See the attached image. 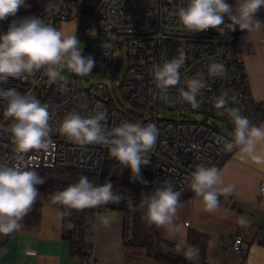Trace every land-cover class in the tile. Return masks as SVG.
Returning a JSON list of instances; mask_svg holds the SVG:
<instances>
[{
    "label": "built area",
    "instance_id": "1",
    "mask_svg": "<svg viewBox=\"0 0 264 264\" xmlns=\"http://www.w3.org/2000/svg\"><path fill=\"white\" fill-rule=\"evenodd\" d=\"M227 2L234 6V0ZM187 3L188 0H56L36 13V17L56 29L61 21L70 20L77 13L84 15L76 37L85 43L82 54L94 60L91 72L102 73L106 80L80 86L65 77V89L63 82H51L42 68L34 76L9 78L7 83L0 84V88H16L30 97L35 93V99L48 105L49 123L53 128L52 145L47 150L27 153L29 168L74 169L92 175L99 185L104 164L117 162L107 147L95 144L81 146L59 131L64 116L72 111L85 118L103 111L109 128L121 122L155 124L159 135L149 154V164L141 166L151 169L154 190L160 188L164 181H171L174 190L182 195L191 188L190 176L196 165L203 163L216 167L220 163L228 152L221 137L224 141L233 140L234 124L227 114H217L215 98L227 91L228 106L239 109L252 124L260 114L261 104L254 101L249 89L237 39L238 29H226L223 33L214 29L196 33L186 30L177 13ZM225 22L230 21L225 18ZM121 50L125 56V67L120 81L110 88L109 83L117 78H111L113 66L121 63L114 62V55ZM181 53L185 62L179 70L180 82L168 89L169 100L165 102L159 98L161 90L157 87L152 68L154 64L162 65L178 58ZM212 60L226 66L224 78L208 74ZM198 73H203L204 88L202 97H198L203 99V103L194 109L189 103L181 102L178 89L183 87L187 90L188 80ZM6 104L0 100V162L11 166L18 161L10 131L14 120L5 115ZM169 111H182L188 115L177 119L181 114L167 116ZM113 192L121 196L120 203L93 207L87 215L89 228L84 234L81 264H95L93 226L98 212L103 209H120L123 214V241L125 244L136 241V199L126 189ZM260 195H264V182L260 183ZM56 204L60 206V203ZM69 224L67 215L63 226L67 228ZM184 224L188 225V221ZM13 233H0V248ZM230 250L238 255L244 252L240 233L233 236Z\"/></svg>",
    "mask_w": 264,
    "mask_h": 264
},
{
    "label": "clouds",
    "instance_id": "2",
    "mask_svg": "<svg viewBox=\"0 0 264 264\" xmlns=\"http://www.w3.org/2000/svg\"><path fill=\"white\" fill-rule=\"evenodd\" d=\"M21 7H29L26 0H0V21L14 17ZM264 8V0H237L235 6L227 0H188L186 6L178 10V19L182 26L192 32L208 29L223 33L226 29L259 31L264 21L256 18V13ZM227 18L228 23L225 22ZM80 43L75 34H65L41 18L35 16L12 20L8 29L0 33V84L7 83L9 78L26 79L34 76L40 69H45L51 82H63L67 87V79L61 70L67 67L80 76L91 73L94 60L82 54ZM185 62L183 53L162 65L154 64L152 73L161 90L159 98L168 102V89L180 82V68ZM227 69L222 62L212 60L208 74L224 78ZM203 73H198L187 82V90L178 89L181 102H187L198 109L203 103ZM228 93L224 91L215 98L218 115H225L234 124V139L223 142L224 148L231 152L239 149L242 162L250 158L258 165H264V126L253 125L241 115L239 109L228 106ZM0 100L6 101L5 115L14 123L10 129L15 144L18 163L9 165L0 162V233L4 235L19 231L23 218L32 210L39 194L37 185L45 183L35 170H31L26 162V154L36 150H47L52 145L53 128L49 121L51 115L47 104L27 94H21L16 88H0ZM106 113L97 111L90 117H82L78 112H68L60 125L59 131L78 145H101L107 147L110 156L120 165L131 169L132 178L140 180L141 166L150 162V152L155 147L159 130L155 124L121 122L109 128L106 124ZM105 122V123H102ZM191 189L202 197L207 211H215L219 207V196H228L232 186L220 187L223 178L219 169L206 164H198L191 173ZM112 182L106 180L96 185L81 175L78 182L68 185L62 191L53 194V201L70 209L84 210L102 204H118L121 196L112 191ZM181 193L174 190L171 181H164L160 188L151 195H142L141 206L146 209L145 219L149 225L166 227L169 232H178L175 223L177 209L180 206ZM103 223H109L103 218ZM238 223L248 227L246 217H240ZM188 260H195L199 248L188 245L187 248L177 245L174 249Z\"/></svg>",
    "mask_w": 264,
    "mask_h": 264
},
{
    "label": "crops",
    "instance_id": "3",
    "mask_svg": "<svg viewBox=\"0 0 264 264\" xmlns=\"http://www.w3.org/2000/svg\"><path fill=\"white\" fill-rule=\"evenodd\" d=\"M237 0H234V6ZM264 21V8L256 13ZM239 49L243 55L249 89L255 102L264 105V26L259 31L240 30L237 26ZM251 47V49H249ZM256 126H264V119ZM234 136V135H233ZM239 149L227 152L216 167L223 184L232 186L228 196H219V207L207 211L202 197L190 188L182 198L175 217L178 232L152 225L165 241L183 246L189 230L208 237L205 261L208 264H264V195H260V183L264 182V165L250 158L242 162ZM110 208L98 212L93 230V254L95 264H160L155 253L138 244L123 241V214ZM246 217L248 227L238 220ZM103 218L109 223L105 225ZM188 221V225L184 222ZM61 207L45 202L40 210L36 229L15 231L0 248V264H81L73 255L71 242L63 236ZM240 233L244 252L230 250L233 236Z\"/></svg>",
    "mask_w": 264,
    "mask_h": 264
},
{
    "label": "trees",
    "instance_id": "4",
    "mask_svg": "<svg viewBox=\"0 0 264 264\" xmlns=\"http://www.w3.org/2000/svg\"><path fill=\"white\" fill-rule=\"evenodd\" d=\"M55 1L56 0H26V4L29 5V7H21L16 16L9 17L4 21H0V33H4L7 31L8 26L12 20H19L24 17L39 13L46 7L54 4ZM259 112L260 114L253 125H256L260 120L264 119L263 104H261ZM127 168L128 167L120 165L118 161L115 163H105L99 185H102L106 180H108L113 184L112 191L116 189H126L132 192V194L134 195L137 202L138 223L136 241L133 244H138L148 250L154 251L155 259L160 264H194L193 262L188 263L186 259L163 252L158 247L159 244H163L172 249H175L177 245L163 240L157 234L155 228L152 225H149V223L145 219L146 209L141 206V197L142 195H151L154 191L152 171L149 167L141 168V178L144 181H147V183L144 184L141 183L140 180L133 179L132 174L126 171ZM29 169L35 170L41 177L45 179V183L36 186L40 195L33 205L32 210L22 220V228L24 229H36L39 224L40 210L42 205L45 202L57 203L53 201V194L58 191H62L70 184L78 182L81 175L87 176L90 181L96 184V181L94 180L92 175L74 169H54L45 167ZM116 173L123 174L128 178V180H120L118 176H116ZM186 192H184L180 196V198H182V196ZM60 207L62 210V221L64 222L67 215L69 216L70 220L69 227H64L63 236L70 240L73 255L82 258L84 255V234L89 228V224L87 223V215L91 208H86L84 210H75L67 208L62 204H60ZM188 245L196 246L199 248V255L195 258L198 264H208L205 261L208 245V237L206 235L195 230H189L187 233L186 242L183 247L187 248Z\"/></svg>",
    "mask_w": 264,
    "mask_h": 264
},
{
    "label": "rangeland",
    "instance_id": "5",
    "mask_svg": "<svg viewBox=\"0 0 264 264\" xmlns=\"http://www.w3.org/2000/svg\"><path fill=\"white\" fill-rule=\"evenodd\" d=\"M85 17L84 15H81L79 13H77L73 18H71L70 20H65V21H61L58 24V28L57 30H60L61 32L65 33V34H77L78 31V27L81 25V23L84 21ZM80 45L79 47L81 48V50L83 51L85 43L83 41H79ZM123 50H121L119 52V54H115L114 55V62L115 61H121L120 66H119V70H118V75L117 78L113 81V83H109V87L112 88L114 86H116V83L118 81H120L121 75L123 73L124 67H125V56L122 54ZM62 75L64 77H67L69 80H71L73 83L77 84V85H89L91 83L96 82L97 80H103L105 81L106 78L103 77L102 73H95V72H91L86 76H80V75H74L67 67H64L62 70ZM32 97H36L35 93L32 95ZM121 108V107H120ZM176 113L181 114L178 116L177 119H180L183 117V115H188L186 113H182V111H169L167 112V116H174ZM165 114V116H166ZM219 124H221L220 122H218ZM223 130L227 131V129ZM126 171H128L130 174L131 173V169L127 168ZM116 176H118V178L120 180L123 179H127L128 178L126 176H124L123 174H119L116 173ZM117 210V209H116Z\"/></svg>",
    "mask_w": 264,
    "mask_h": 264
},
{
    "label": "water",
    "instance_id": "6",
    "mask_svg": "<svg viewBox=\"0 0 264 264\" xmlns=\"http://www.w3.org/2000/svg\"><path fill=\"white\" fill-rule=\"evenodd\" d=\"M32 16H35V17H36V14H34V15H32ZM119 66H120V63H119V62H117V63L114 64V66H113V70H112V75H111L112 80H114V79L116 78L117 73H118V70H119ZM179 198H180V197H179ZM158 247H159L163 252L169 253V254H171V255H173V256H176V257H180V258L186 259L182 254L177 253L174 249H172V248H170V247H168V246H166V245L159 244ZM186 260L188 261V263L193 262L194 264H198V262H197L196 260H191V261L188 260V259H186Z\"/></svg>",
    "mask_w": 264,
    "mask_h": 264
}]
</instances>
